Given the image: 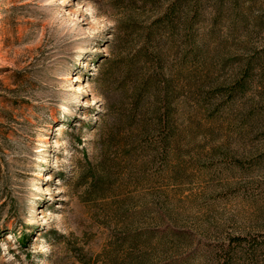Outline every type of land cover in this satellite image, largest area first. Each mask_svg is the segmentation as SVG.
<instances>
[{
  "label": "rangeland",
  "instance_id": "obj_1",
  "mask_svg": "<svg viewBox=\"0 0 264 264\" xmlns=\"http://www.w3.org/2000/svg\"><path fill=\"white\" fill-rule=\"evenodd\" d=\"M169 1L0 0V264H214L236 236L264 246V0L199 1L167 158L124 137V57ZM250 59L244 90L204 97Z\"/></svg>",
  "mask_w": 264,
  "mask_h": 264
},
{
  "label": "trees",
  "instance_id": "obj_2",
  "mask_svg": "<svg viewBox=\"0 0 264 264\" xmlns=\"http://www.w3.org/2000/svg\"><path fill=\"white\" fill-rule=\"evenodd\" d=\"M199 1H169L162 14L137 31L138 43L124 57L126 61L122 67L125 74L131 77V88L121 117L128 123L124 137L132 148H147L153 155L160 154L164 158L174 148L178 136L179 94L186 82L192 86L194 66L198 63L192 31L199 15ZM174 49L175 54L168 57V51ZM253 64L254 60L250 59L241 69L242 77L233 80L231 86L214 84L204 97L210 101L221 95L231 98L234 92L244 90ZM232 240L233 243L223 249L214 264L258 262L257 253L261 246L264 247L262 244L248 241L243 245L246 240L243 236H236ZM129 259L132 264H146L137 256Z\"/></svg>",
  "mask_w": 264,
  "mask_h": 264
}]
</instances>
